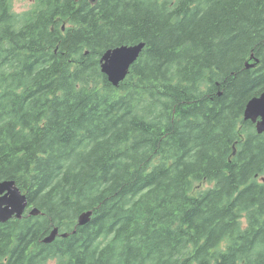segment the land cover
<instances>
[{
  "label": "trees",
  "instance_id": "obj_1",
  "mask_svg": "<svg viewBox=\"0 0 264 264\" xmlns=\"http://www.w3.org/2000/svg\"><path fill=\"white\" fill-rule=\"evenodd\" d=\"M11 1L0 181L40 214L0 223V264H264V0ZM139 42L113 86L100 57Z\"/></svg>",
  "mask_w": 264,
  "mask_h": 264
},
{
  "label": "water",
  "instance_id": "obj_2",
  "mask_svg": "<svg viewBox=\"0 0 264 264\" xmlns=\"http://www.w3.org/2000/svg\"><path fill=\"white\" fill-rule=\"evenodd\" d=\"M145 43L139 42L131 45L123 44L114 49L104 51L100 57V70L107 77V80L117 86L120 81L126 78L130 66L138 59ZM259 60L254 54H251L245 61L246 69L256 68ZM243 120L250 121L257 134L264 133V92L250 98L243 111ZM235 149H233V153ZM28 206L27 198L21 193L13 180L0 181V223L6 222L11 217L21 218ZM40 211L36 207H32L28 211V215L36 216ZM92 216V210L80 213L77 217V225L87 224ZM75 233V230L72 231ZM69 233H60L58 227H53L46 234L41 242L45 244L52 243L56 237H67Z\"/></svg>",
  "mask_w": 264,
  "mask_h": 264
},
{
  "label": "rangeland",
  "instance_id": "obj_3",
  "mask_svg": "<svg viewBox=\"0 0 264 264\" xmlns=\"http://www.w3.org/2000/svg\"><path fill=\"white\" fill-rule=\"evenodd\" d=\"M36 0H12V9L17 13H23L35 4ZM135 63V62H134ZM133 63V64H134ZM38 209V208H37ZM39 210V209H38ZM40 211V210H39ZM61 237V236H60ZM43 243V242H42ZM45 244V243H44Z\"/></svg>",
  "mask_w": 264,
  "mask_h": 264
},
{
  "label": "bare ground",
  "instance_id": "obj_4",
  "mask_svg": "<svg viewBox=\"0 0 264 264\" xmlns=\"http://www.w3.org/2000/svg\"><path fill=\"white\" fill-rule=\"evenodd\" d=\"M143 43H144V42H143ZM116 47H117V46H116ZM116 47H113V48H110V49H114V48H116ZM144 47H145V45H144ZM144 47H143V48H144ZM143 48H142V50H143ZM142 50H141V51H142ZM11 218H15V217L13 216V217H11ZM11 218H10V219H11ZM17 219H19V218H17ZM7 221H8V220H7ZM3 223H4V222H3Z\"/></svg>",
  "mask_w": 264,
  "mask_h": 264
}]
</instances>
